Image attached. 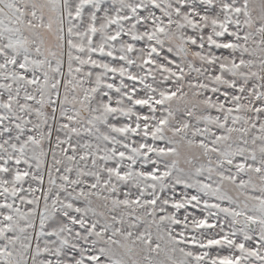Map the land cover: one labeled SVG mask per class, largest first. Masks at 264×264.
<instances>
[{"label":"snow or ice","instance_id":"1","mask_svg":"<svg viewBox=\"0 0 264 264\" xmlns=\"http://www.w3.org/2000/svg\"><path fill=\"white\" fill-rule=\"evenodd\" d=\"M0 264H264V0H0Z\"/></svg>","mask_w":264,"mask_h":264}]
</instances>
